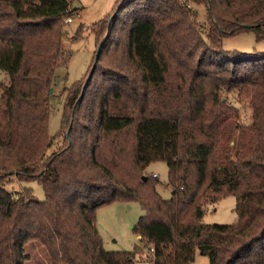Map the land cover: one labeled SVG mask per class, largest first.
Returning <instances> with one entry per match:
<instances>
[{
    "label": "trees",
    "instance_id": "16d2710c",
    "mask_svg": "<svg viewBox=\"0 0 264 264\" xmlns=\"http://www.w3.org/2000/svg\"><path fill=\"white\" fill-rule=\"evenodd\" d=\"M74 1L0 0V264H25L34 241L50 264H134L140 249L107 251L96 218L129 201L141 205L134 230L151 264H192L197 252L210 264H264V52L222 47L242 31L264 37V0H189L207 6L208 30L186 0H117L94 23L105 33L94 72L65 89L51 138ZM231 96L249 104L250 123ZM155 161L168 165L169 199L146 172ZM12 176L38 181L45 199L9 191ZM228 195L236 222H204Z\"/></svg>",
    "mask_w": 264,
    "mask_h": 264
},
{
    "label": "rangeland",
    "instance_id": "374dc122",
    "mask_svg": "<svg viewBox=\"0 0 264 264\" xmlns=\"http://www.w3.org/2000/svg\"><path fill=\"white\" fill-rule=\"evenodd\" d=\"M117 0H75L72 3L74 12L70 14L73 21L70 23L63 20L64 32L62 35L63 59L59 63L50 94V115L48 123V135L52 138L60 130L63 108L66 99L65 89L69 88L79 79H85L90 73L96 57L100 40L104 39L105 33L102 27H95L96 22L106 18L116 5ZM189 8L195 12L197 23L203 30L209 29L207 6L195 4L186 0ZM70 13V12H69ZM101 32V33H100ZM100 33V35H99ZM222 47L225 50L250 53L253 51L264 52V37L257 38L253 30L242 31L234 35H226L222 38ZM9 76L0 69V85L8 83ZM233 102L240 109V122H251V109L247 102H240L235 96H231ZM62 139H56L49 148L48 153L58 149L63 144ZM146 172L151 176L158 177L156 186L159 194L169 199L172 189L168 184L169 168L164 161L151 163ZM23 187L32 189L33 195L38 200L45 199L42 185L36 181H20L12 176L6 183L9 191H20ZM236 197L228 195L220 201L208 204L205 207L203 221L206 223L231 224L236 222L235 211ZM143 214L141 205L136 201L114 202L99 207L96 211L97 226L103 239L104 248L107 251H134V264H151L149 261V249L141 241L140 236L134 230L139 218ZM28 260L25 264H50V258L45 247L37 242H29L25 245ZM192 264H210L208 256L197 253Z\"/></svg>",
    "mask_w": 264,
    "mask_h": 264
},
{
    "label": "water",
    "instance_id": "95a60500",
    "mask_svg": "<svg viewBox=\"0 0 264 264\" xmlns=\"http://www.w3.org/2000/svg\"><path fill=\"white\" fill-rule=\"evenodd\" d=\"M101 46H102V42H100V44L98 45L97 52H96V57H95V62L93 64V66H92L90 74H92L94 72V69H95L99 54H100ZM52 92H53V89H50V93H52ZM67 137L69 138V132L67 133ZM143 179L146 180L147 177L145 176V177H143Z\"/></svg>",
    "mask_w": 264,
    "mask_h": 264
},
{
    "label": "built area",
    "instance_id": "2783aa9c",
    "mask_svg": "<svg viewBox=\"0 0 264 264\" xmlns=\"http://www.w3.org/2000/svg\"><path fill=\"white\" fill-rule=\"evenodd\" d=\"M72 21H73V17L70 16V15H68V16L66 17V19H65V22H67V23H70V22H72ZM154 176H155V174H154Z\"/></svg>",
    "mask_w": 264,
    "mask_h": 264
},
{
    "label": "crops",
    "instance_id": "0c3cea01",
    "mask_svg": "<svg viewBox=\"0 0 264 264\" xmlns=\"http://www.w3.org/2000/svg\"><path fill=\"white\" fill-rule=\"evenodd\" d=\"M198 253V252H197Z\"/></svg>",
    "mask_w": 264,
    "mask_h": 264
}]
</instances>
